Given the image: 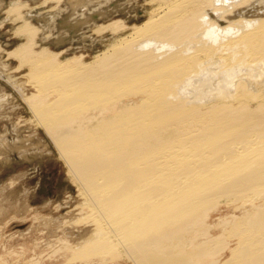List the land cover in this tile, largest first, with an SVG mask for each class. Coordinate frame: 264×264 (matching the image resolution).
<instances>
[{
	"label": "bare ground",
	"instance_id": "bare-ground-1",
	"mask_svg": "<svg viewBox=\"0 0 264 264\" xmlns=\"http://www.w3.org/2000/svg\"><path fill=\"white\" fill-rule=\"evenodd\" d=\"M98 1L69 0L57 22L59 46L86 42L85 26L112 35L91 61L64 57L70 47L35 50L41 31L31 20L55 22L57 2L29 8L17 28L27 42L9 52L30 68L40 93L26 100L30 110L56 126L54 146L106 228L92 241L102 245L87 248H115L134 264H200L190 251L213 258L231 245L206 223L223 204L243 211L230 235L264 233V0ZM19 4L9 9L16 16ZM117 13L126 20L98 25ZM80 121L90 127L75 129ZM229 219L219 225L238 218ZM259 235L261 244L234 249L242 264H264Z\"/></svg>",
	"mask_w": 264,
	"mask_h": 264
},
{
	"label": "rangeland",
	"instance_id": "rangeland-1",
	"mask_svg": "<svg viewBox=\"0 0 264 264\" xmlns=\"http://www.w3.org/2000/svg\"><path fill=\"white\" fill-rule=\"evenodd\" d=\"M148 1L151 0H99L96 9H105L111 4L143 7ZM43 2H47L46 8L55 7L56 2L59 3L54 0H0V264H134L121 252L116 253L115 248L109 251L107 249L90 251L91 248H87V246L91 247V244L102 245L105 241L102 236L96 244L92 241L97 239V234L106 233V228L96 215L93 205L87 201L88 195H85L83 188L77 184L65 160L60 157L58 148L54 146L53 138H51L54 131L51 129L56 126H43V128L36 120L33 110H30V102H27L29 97L40 95L38 87L29 77L30 68L22 66L16 58L9 57V52L27 42L25 39L27 36H22L18 30L22 27L21 21H30V9L35 10L34 13L39 12L42 10L39 7ZM16 3H21L22 5L19 4L17 7L19 9L24 7V10H19L18 16L13 13L14 11H12L13 15H10L12 13L9 9L13 10ZM59 4L62 10L51 14L56 20L53 22L54 25L31 20L32 26L41 31L38 34L39 37L35 38L37 42L35 50L46 47L61 53L70 47L72 49L63 54L64 57L76 54L81 55L86 62L91 61L95 52L105 49V44L111 41L112 35L110 33L98 35L94 32L96 25L85 26L83 35L92 34L85 40L86 42L80 43L77 39H71L65 45H57L61 34L57 22L61 17H66L71 8L69 0H62ZM81 13L77 18L79 20L82 18ZM19 16L23 19L17 21ZM125 17L117 13L110 19L100 21L98 25H107L113 20H126ZM131 22L128 24L141 23V21ZM39 24L43 26L40 27ZM69 36L67 33L66 37ZM82 122L76 123L74 128L83 129L89 126L87 122ZM25 155L28 157L25 158ZM235 208L230 204L220 205L206 222L208 225L215 226L211 229V235L215 236L214 238L219 237L222 231L225 233L221 235V239L231 244L229 248L219 251L213 258L197 259L195 251H190L195 261L197 260L200 264L201 262L203 264H212V262L213 264H242L244 260L240 262L234 257V249L238 248L244 239L248 241L246 244L252 246L262 243L261 239H257V237L260 238L259 231L264 238V233L259 228H256L254 238L246 232L242 235L244 238H238L239 235L234 236L235 232L232 230L235 228L240 230L241 219L239 218L243 213L241 209L238 211ZM235 215L238 219H233L234 225H219L222 219L230 218L229 220L232 221L231 217ZM222 241L219 243H223Z\"/></svg>",
	"mask_w": 264,
	"mask_h": 264
}]
</instances>
